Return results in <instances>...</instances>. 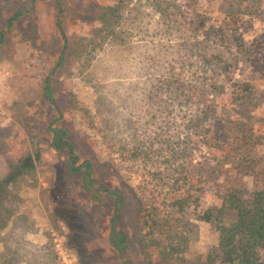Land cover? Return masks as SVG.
<instances>
[{
	"label": "rangeland",
	"instance_id": "rangeland-1",
	"mask_svg": "<svg viewBox=\"0 0 264 264\" xmlns=\"http://www.w3.org/2000/svg\"><path fill=\"white\" fill-rule=\"evenodd\" d=\"M64 2L69 51L52 72L62 47L52 1L0 0V70L8 86L0 119V264H119L106 232L111 199L90 200L66 171L65 155L49 148L46 125L58 117L99 179L125 194V231L137 211L131 191L147 195L148 171L165 166L156 148L168 140L186 144L185 161L201 187L198 205L179 218L187 248L168 262L155 248L134 244L133 256L136 264H206L218 225L236 217L222 207L224 193L234 188L249 198L264 169V0ZM107 8L113 25L102 21ZM17 10L24 12L8 28ZM209 54L220 61L202 72V55ZM48 76L60 116L42 95ZM175 79L185 86L179 95ZM246 83L249 95L241 92ZM195 119L220 137L233 130L223 146H206L201 133L185 127ZM241 127L245 143L233 134ZM207 211L208 221L201 217Z\"/></svg>",
	"mask_w": 264,
	"mask_h": 264
},
{
	"label": "trees",
	"instance_id": "trees-1",
	"mask_svg": "<svg viewBox=\"0 0 264 264\" xmlns=\"http://www.w3.org/2000/svg\"><path fill=\"white\" fill-rule=\"evenodd\" d=\"M35 1V0H32ZM55 8V25L61 35L62 47L52 72L63 66L66 62V55L69 51V42L65 35L63 25L66 15V6L64 0H51ZM114 11V10H113ZM24 11H14L7 19V27L10 28L14 21L18 20ZM112 8L102 11L101 17L103 23H110ZM116 16V15H115ZM100 17V18H101ZM116 18V17H115ZM115 21V20H114ZM5 31H0V43L3 42ZM224 39V36L221 35ZM203 63L206 67H200L205 72L212 64L220 61L216 54L202 55ZM224 72H228L229 63H219ZM211 70V69H210ZM213 71V70H212ZM172 92L179 95L184 92L185 86L180 80H173ZM241 90L243 94H250L248 84ZM205 89H202L203 92ZM190 90L186 91V94ZM42 95L52 104L60 116L59 106L54 96L52 80L48 76L42 85ZM185 100L188 95H183ZM190 98V97H189ZM60 117L47 123L46 129L50 134L49 148L54 153L65 155L64 166L66 171L72 176L79 179L81 189L87 197L95 203H102L111 199L112 213L108 220L107 240L109 246L119 260V264H136L133 256L134 244L141 248L151 246L156 249L159 256L168 261H173L176 254H181L187 248L188 239L185 235L178 232L179 218L181 213L189 206L199 203V195L195 194L201 190L196 185L195 174L189 169L185 161L189 156L186 144L177 146L172 142L166 141L164 146L156 148L158 150L156 157L163 156L165 166L161 167L154 163L155 171H148L150 176L149 184L152 188L149 192L137 196L132 190L133 197L136 201V217L132 231L122 229L123 213L127 206V199L123 192L117 187L103 182L97 176L95 164L89 158H82L76 150V146L69 137V129L63 125H56ZM185 127L189 131L201 133V142L206 146H223L229 139L233 128L228 127L224 130L223 136H218L215 132L206 126L202 127L200 120L187 122ZM233 133L235 140L245 143L248 140L247 132L243 127ZM232 134V135H233ZM239 135V136H238ZM138 149L131 151L133 155L146 157ZM190 158V157H189ZM25 167L20 166L14 172L18 175ZM258 186L249 198H243L239 189H228L222 197V207L235 211V220L230 224L220 223L218 225V243L207 254L205 263L213 264L216 261L222 264H264V169L257 172ZM3 183L0 185V189ZM210 211L203 213L202 219L208 221L211 217ZM199 261L197 260L196 264Z\"/></svg>",
	"mask_w": 264,
	"mask_h": 264
},
{
	"label": "built area",
	"instance_id": "built-area-1",
	"mask_svg": "<svg viewBox=\"0 0 264 264\" xmlns=\"http://www.w3.org/2000/svg\"><path fill=\"white\" fill-rule=\"evenodd\" d=\"M5 72L0 70V119L5 121L6 111L5 104L7 103L8 86L6 83Z\"/></svg>",
	"mask_w": 264,
	"mask_h": 264
}]
</instances>
